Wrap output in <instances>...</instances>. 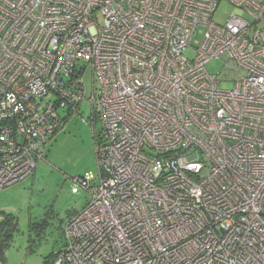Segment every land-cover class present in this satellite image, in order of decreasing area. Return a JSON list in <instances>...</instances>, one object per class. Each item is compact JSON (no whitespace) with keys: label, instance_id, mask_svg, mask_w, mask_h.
<instances>
[{"label":"built area","instance_id":"2783aa9c","mask_svg":"<svg viewBox=\"0 0 264 264\" xmlns=\"http://www.w3.org/2000/svg\"><path fill=\"white\" fill-rule=\"evenodd\" d=\"M221 1L0 0V188L82 101L103 126L51 264H264V0Z\"/></svg>","mask_w":264,"mask_h":264},{"label":"rangeland","instance_id":"374dc122","mask_svg":"<svg viewBox=\"0 0 264 264\" xmlns=\"http://www.w3.org/2000/svg\"><path fill=\"white\" fill-rule=\"evenodd\" d=\"M236 7L223 0L213 15L224 25ZM264 25V24H263ZM205 28L198 26L185 54L191 58L201 46ZM83 80L87 98L91 96L92 70L85 62ZM223 58L206 66L211 74L221 76L222 88H233L235 80L225 71ZM91 104L84 100L62 127L45 144L38 147L44 157L24 180L0 188V212L16 216L17 230L6 249V264H44L65 243L64 226L90 200V191L80 187L73 177H84L92 187L99 181L97 144L104 141L98 115L92 120ZM62 116L65 113L61 111ZM93 123V126H92ZM94 136H96L94 138ZM3 218V217H2Z\"/></svg>","mask_w":264,"mask_h":264},{"label":"trees","instance_id":"16d2710c","mask_svg":"<svg viewBox=\"0 0 264 264\" xmlns=\"http://www.w3.org/2000/svg\"><path fill=\"white\" fill-rule=\"evenodd\" d=\"M69 117H65V120ZM96 136H94L95 138ZM97 142V141H96ZM3 217V218H2ZM16 216L12 213L0 212V264H6V249L9 246L15 231L17 230ZM53 252L44 264H51L54 260Z\"/></svg>","mask_w":264,"mask_h":264},{"label":"crops","instance_id":"0c3cea01","mask_svg":"<svg viewBox=\"0 0 264 264\" xmlns=\"http://www.w3.org/2000/svg\"><path fill=\"white\" fill-rule=\"evenodd\" d=\"M93 189H94V188H93ZM85 206H86V205H85ZM85 206H84V207H85ZM84 207H83V208H84ZM83 208H82V209H83ZM82 209H81V210H82ZM81 210H80V211H81ZM78 212H79V211H78ZM78 212H77V213H78Z\"/></svg>","mask_w":264,"mask_h":264}]
</instances>
